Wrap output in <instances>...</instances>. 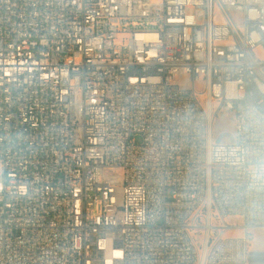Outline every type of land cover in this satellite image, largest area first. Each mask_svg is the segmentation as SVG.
<instances>
[{"label": "built area", "instance_id": "built-area-1", "mask_svg": "<svg viewBox=\"0 0 264 264\" xmlns=\"http://www.w3.org/2000/svg\"><path fill=\"white\" fill-rule=\"evenodd\" d=\"M256 227L264 0H0V264H248Z\"/></svg>", "mask_w": 264, "mask_h": 264}, {"label": "rangeland", "instance_id": "rangeland-1", "mask_svg": "<svg viewBox=\"0 0 264 264\" xmlns=\"http://www.w3.org/2000/svg\"><path fill=\"white\" fill-rule=\"evenodd\" d=\"M195 89L198 92L203 90V82H196ZM203 97L199 98L201 104L203 105ZM216 133V139L221 142H229L232 140L233 136V126L231 117L217 120L214 124ZM117 174V172H114ZM99 211V205L94 207L93 213ZM225 222L229 225L238 226L239 219L236 216L230 215L225 218ZM216 224L215 219H213V225ZM227 235L238 236L240 234V229L230 228L225 231ZM249 247L247 251L248 264H264V227H256L250 229L249 232Z\"/></svg>", "mask_w": 264, "mask_h": 264}, {"label": "crops", "instance_id": "crops-1", "mask_svg": "<svg viewBox=\"0 0 264 264\" xmlns=\"http://www.w3.org/2000/svg\"><path fill=\"white\" fill-rule=\"evenodd\" d=\"M250 243V242H249ZM248 247H249V245H248Z\"/></svg>", "mask_w": 264, "mask_h": 264}]
</instances>
